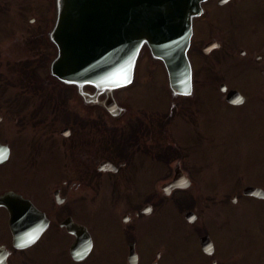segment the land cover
I'll return each mask as SVG.
<instances>
[{
    "label": "flooded vegetation",
    "instance_id": "flooded-vegetation-1",
    "mask_svg": "<svg viewBox=\"0 0 264 264\" xmlns=\"http://www.w3.org/2000/svg\"><path fill=\"white\" fill-rule=\"evenodd\" d=\"M53 1L49 0V22ZM245 3L264 13V0H209L195 21L190 52L194 97L172 98L164 81L160 88L164 107L151 108L144 102L125 105L123 99L128 97H122L140 85L137 81L117 92L121 113L109 114L100 105L87 106L78 99L83 112L65 117L62 145L56 144L53 119L43 114L44 104L48 105L43 98L39 108L30 112L20 107L27 106L26 102L16 100L13 108L8 105L16 131L10 136L6 116L0 115V251L6 254L4 264H41L34 253L40 244L55 248L48 252L51 260L63 252L72 264H85L92 257L97 264H247L251 252L256 264H264V227L254 224L264 221L263 216L252 220L244 215L232 217L226 204L219 222L209 219L204 224L194 206L199 195V165L192 157L199 125L205 124V117L197 123L196 112L201 105L206 107L198 92L205 82L201 88L196 86L198 70L209 59L206 93L220 96L225 106L240 109L256 101L257 108L264 110V32H258L262 26L253 22L235 29L237 22L243 25L242 13L249 8ZM218 14L222 17L217 18ZM248 32L252 37L246 36ZM145 55L143 50L139 63ZM252 72L260 77L257 82L250 77ZM240 82L248 83L249 90L242 89ZM49 84L53 87L45 77L42 86L52 92ZM232 91L244 100L229 102ZM6 104L2 97L0 105L6 109ZM261 160L264 141L253 162ZM240 179L245 182L243 176ZM249 186L264 191L263 186L246 183L233 191L229 205L236 206L237 200L238 207L243 200L264 203V196L245 193ZM94 212L102 213L105 229L93 225ZM68 227L90 239L89 252L80 253L79 259L72 255L77 236ZM33 231L40 232L34 242L16 246L13 233L30 239ZM185 239L192 240L195 256L180 245ZM27 251L31 252L20 257Z\"/></svg>",
    "mask_w": 264,
    "mask_h": 264
},
{
    "label": "rangeland",
    "instance_id": "rangeland-1",
    "mask_svg": "<svg viewBox=\"0 0 264 264\" xmlns=\"http://www.w3.org/2000/svg\"><path fill=\"white\" fill-rule=\"evenodd\" d=\"M235 2L239 3L240 1ZM248 6L249 8L242 13L243 25L240 26L237 22L235 29L246 28L248 24L256 22L262 26V28H258V32H264V13L260 10L256 11L252 5ZM206 7L213 8L208 5ZM50 9L49 0H0V83H2L0 84V99L5 97L7 100L6 109L0 105V115L5 114L6 116L8 134L15 135L16 128H12L13 123L15 124L12 117L14 113L9 110L11 107L13 108L15 101L26 102L27 106L21 105L20 107L23 112H30L31 109H36L41 104V98H43L44 102H48L47 107L44 104L42 108L43 114H49L53 119L56 144L62 145L64 141L60 131L65 125V117L67 114L72 115L83 111L77 106L73 88L69 87L68 89V87L64 88L55 84L52 87V84H49V87H52L51 92L50 88L46 89L42 86L45 74H47L45 64L55 55V51L49 45L46 46L43 40V33L46 34L53 25L47 19L50 17ZM216 17L221 18L222 14H218ZM223 29L228 28L223 27ZM251 33L248 32L246 36H251ZM242 38L243 40L247 39L244 36ZM239 41L242 40L239 39ZM200 42L203 44L205 41ZM193 54L195 57L199 56L198 52L196 54L193 52ZM143 60L139 64L142 66L138 71L140 85L125 91L122 98H128L123 99L125 100L124 104L144 102L151 108L164 107L161 104L164 96L160 93L161 83L164 82L162 64L158 62L157 68H151L148 63H144L148 60V54L144 56ZM208 62L209 59L206 67L198 70L196 79V86L200 88L205 82L202 90L198 89V92L202 104L204 103L206 107L202 108L201 105L196 112V114L198 113L197 123H200V120L205 117V124L204 126L199 125L200 131L195 140L196 151L192 157L199 165V175L198 178L195 177L198 179L199 194L197 201L194 202L195 211L201 216L204 224L209 219L219 222L222 219L220 214L222 209L227 206L226 204H228L226 212L230 213L232 217L244 215L249 220H252L253 217H264V203L243 200L241 206L238 207L239 201L237 200L236 206L229 205L233 191H238L246 183L264 187V161L253 162L257 156L258 148L264 141L261 135V128L264 127V110L257 108L256 101L246 108L232 109L221 103L220 96L215 94L213 96L211 91H209L211 96L206 101L204 97L209 96V92L206 93ZM153 64L155 65V63ZM250 77L256 82L260 79L254 72L250 74ZM247 84L240 82L245 91L250 88ZM136 88L139 89L135 92ZM138 91L140 92L137 93ZM47 93L50 95L49 99L45 97L48 95ZM9 104L11 107L8 106ZM191 133L190 135L193 136ZM188 156L189 154L186 155L187 161L190 160ZM240 176L244 177L245 182H242ZM227 180H230V184L227 183ZM40 181L38 180L39 190H41ZM229 185L235 187L232 188ZM211 198L213 200H210ZM166 213L170 214L168 211ZM101 216V212L100 214L93 213V225L100 231L105 229ZM254 224L256 227L258 224L264 227V221L257 220V223ZM173 225L177 224L173 223ZM177 230L179 231V227ZM254 238L256 241H260L256 232ZM185 240L186 242H182L180 245L186 247L189 256H195L192 240L189 242H187L188 239ZM53 250L55 248L40 244L34 253L41 264H72L65 258L63 252L58 253V257L56 253L51 260L48 252ZM30 252L27 251L20 257L25 258L26 254ZM255 258L256 255L253 252L249 253L247 264H256ZM48 260L51 262L48 263ZM85 264L97 263L92 257Z\"/></svg>",
    "mask_w": 264,
    "mask_h": 264
},
{
    "label": "water",
    "instance_id": "water-1",
    "mask_svg": "<svg viewBox=\"0 0 264 264\" xmlns=\"http://www.w3.org/2000/svg\"><path fill=\"white\" fill-rule=\"evenodd\" d=\"M206 0H55V22L48 34L56 47L50 64L51 75L66 86H74L86 103L97 102L106 95L105 106L114 107L113 92L130 84L140 48L146 45L152 56L163 62L169 88L173 93H191L192 69L187 58L192 36V21L202 12ZM92 87L94 93L86 90ZM237 93L227 100L241 103ZM238 95V94H237ZM64 133V132H62ZM245 193L263 197L255 188ZM77 236L72 255L81 258L90 250V239L72 227ZM18 247L28 246L30 239L13 233ZM81 235V236H80ZM203 242V240H202ZM85 243L87 245L85 246ZM5 262V252L0 251Z\"/></svg>",
    "mask_w": 264,
    "mask_h": 264
}]
</instances>
